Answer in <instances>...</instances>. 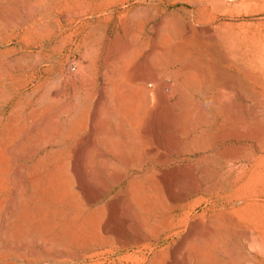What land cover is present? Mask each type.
<instances>
[{
	"label": "rangeland",
	"instance_id": "374dc122",
	"mask_svg": "<svg viewBox=\"0 0 264 264\" xmlns=\"http://www.w3.org/2000/svg\"><path fill=\"white\" fill-rule=\"evenodd\" d=\"M0 264H264V0H0Z\"/></svg>",
	"mask_w": 264,
	"mask_h": 264
},
{
	"label": "bare ground",
	"instance_id": "6f19581e",
	"mask_svg": "<svg viewBox=\"0 0 264 264\" xmlns=\"http://www.w3.org/2000/svg\"><path fill=\"white\" fill-rule=\"evenodd\" d=\"M140 94V93H139ZM148 94V93H147ZM123 96H124V94H123ZM126 96V95H125ZM124 96V97H125ZM146 96H148V95H146ZM132 97H133V99H136L137 98V100L139 101V98H138V96L136 97V95H135V97L132 95ZM141 97V96H140ZM142 98V97H141ZM144 98V97H143ZM140 100H143V99H140ZM147 100H149V99H147ZM145 101V100H144ZM139 102H141V101H139ZM147 102V101H146ZM142 104V103H141ZM144 104V103H143ZM142 104V105H143ZM147 104V103H146ZM120 105V104H119ZM141 105V106H142ZM112 106V105H111ZM122 106V108H123V105H121ZM120 107V106H119ZM121 107H120V109H122ZM125 108V107H124ZM129 108V107H128ZM132 107H130V109H131ZM141 108V107H140ZM114 109V108H113ZM118 109V108H117ZM150 109V108H149ZM128 110V109H127ZM127 110H126V112H127ZM139 110V109H138ZM116 111H118V110H116ZM122 111V110H121ZM133 111H135L134 110V108L132 109V112ZM113 112H114V110H113ZM123 112V111H122ZM131 112V113H132ZM145 112V111H144ZM144 112H142V113H144ZM124 113H125V111H124ZM134 114H136L135 112H133ZM140 113V112H139ZM111 114H112V112H111ZM110 114V115H111ZM132 115V114H130V116L129 115H127V113H126V116H124V118H123V120L124 121H122V123H126L127 125H128V128H127V130H126V127H125V134H124V132H122L123 134H124V137H126V138H124V143H123V148H121L120 147V149L121 150H119V151H121V152H125V163H126V165H127V168L132 172V171H134V168H137L138 166L136 165L137 164V157H135V156H137L136 154H135V152L137 151L136 150V148L137 147H140V149H142L143 151H145L144 152V154H143V152H142V154L143 155H148V153H149V151H150V147H148V144L147 143H149V142H146V144L144 143V141H146L145 139H144V137H145V135H144V137H142V140H139L137 137H135L134 135V133H136L135 131L133 132V128H134V126H136V124L138 123V119H137V117H135V115ZM123 115H125V114H123ZM122 115V116H123ZM149 115V114H148ZM138 116V115H137ZM111 117V116H110ZM139 117V116H138ZM149 117V116H148ZM122 118V117H121ZM142 118V117H141ZM149 119V118H148ZM116 120V119H115ZM147 121V120H146ZM151 120H149V121H147V123L148 122H150ZM142 123V122H141ZM146 123V124H147ZM119 124V123H118ZM140 124V123H139ZM142 125V124H141ZM143 125H145V124H143ZM122 126V125H121ZM138 126H140V125H138ZM124 127V126H123ZM142 129H143V126H140ZM120 128V127H119ZM136 128V127H135ZM146 129V128H145ZM121 131H123V130H121ZM148 131V130H147ZM139 132H141V130L139 131ZM143 132V131H142ZM151 133V132H150ZM149 134V133H148ZM147 134V135H148ZM140 135V134H139ZM151 135V134H150ZM121 136V135H120ZM142 136V135H141ZM119 138V137H118ZM123 138V137H122ZM115 140V139H114ZM113 140V141H114ZM123 141V140H122ZM121 141V142H122ZM121 145H122V143H121ZM108 147V146H107ZM109 149V148H108ZM119 149V148H118ZM122 149L124 150V151H122ZM138 149V148H137ZM151 153V152H150ZM122 154V153H121ZM120 154V155H121ZM124 155H122V156H124ZM105 157V156H104ZM124 158V157H123ZM139 158V157H138ZM146 158V157H145ZM122 159V158H121ZM136 159V160H135ZM140 159V158H139ZM139 159H138V162H139ZM143 160H145L144 158H142ZM124 160V159H123ZM142 160V161H143ZM135 161H136V163H135ZM141 161V159H140V162H142ZM118 162V161H117ZM146 162V161H145ZM124 163V162H123ZM140 164V163H139ZM115 165V164H114ZM140 166V165H139ZM72 169V168H71ZM142 169V168H141ZM73 170V169H72ZM74 172V171H73ZM171 176V175H170ZM167 177V176H166ZM174 178V177H173ZM167 179H168V177H167ZM168 182H169V180H168ZM78 184V183H77ZM157 186V185H156ZM82 189V188H81ZM171 193H173V192H171ZM175 194V193H174ZM172 195V194H171ZM172 196H174V195H172ZM171 196V197H172ZM176 198V197H175ZM253 239V238H252Z\"/></svg>",
	"mask_w": 264,
	"mask_h": 264
}]
</instances>
